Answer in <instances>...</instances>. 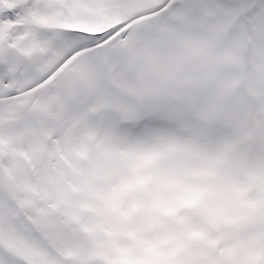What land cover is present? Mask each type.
I'll return each instance as SVG.
<instances>
[{
	"label": "snow or ice",
	"instance_id": "6c2138e0",
	"mask_svg": "<svg viewBox=\"0 0 264 264\" xmlns=\"http://www.w3.org/2000/svg\"><path fill=\"white\" fill-rule=\"evenodd\" d=\"M0 264H264V0H0Z\"/></svg>",
	"mask_w": 264,
	"mask_h": 264
}]
</instances>
